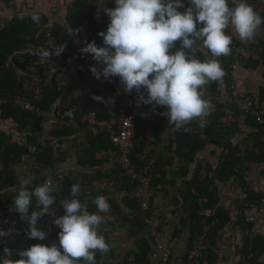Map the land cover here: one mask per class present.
<instances>
[{
  "label": "trees",
  "instance_id": "1",
  "mask_svg": "<svg viewBox=\"0 0 264 264\" xmlns=\"http://www.w3.org/2000/svg\"><path fill=\"white\" fill-rule=\"evenodd\" d=\"M101 3L102 0H72L67 8L64 26L61 27L53 26L51 18L42 12L15 16L0 35V229L8 233L0 238V255L4 254L5 248H9L12 251L10 258L19 259V251L42 244L48 237L50 238L46 246L50 247L53 243L59 245L58 235L61 230L54 221L64 214L63 204L65 200L73 198L71 188L78 184L81 191L75 198L86 203L87 210L94 213L97 209L92 200L104 196L110 205L109 218L104 217L106 223L114 227L117 224L127 227L129 237L134 240V249L127 251L119 264H153V253L157 246L145 220L149 218L156 221V194L167 192L168 185L174 183L168 181L165 170L173 165L172 161L165 154L156 153L155 150L149 152L146 146L138 143L137 125L131 160L137 171L147 168L152 170L150 210L142 213L139 205L142 189L137 182L124 174L118 162V148L112 142L110 134L82 123V118L89 113H96L101 121H111L131 93L124 91L119 77H112L110 80L101 77L85 93L77 96L65 94L58 80L60 75H66L73 64L78 65L80 73V69L96 62L91 54L85 56L80 49L86 46V42L92 41L97 46H103L102 38L98 34L106 32L105 26L108 27L110 22L103 9L115 8L116 5L113 0H103ZM34 14L41 18L38 25L32 20ZM101 14L104 19L98 20L97 16ZM70 29L73 30L72 35ZM49 35L64 48L56 59L45 58L53 62L56 70L50 79L45 73L49 67L43 66L39 55ZM237 47L242 48V53L235 60L232 54ZM179 49L180 42L177 41L172 51ZM230 49V54L215 57L225 73L222 82L210 81L200 89L205 92L202 98L209 102L205 114L179 129L175 127L168 148L170 153L186 164L181 169V187L177 186L174 199V206L179 208L180 223L173 233L175 239L183 232V228L189 231L187 249L182 258V262L186 263L195 242L202 239L203 257L196 264H225L228 259L219 247V240L222 233L238 230L236 249L240 255L228 264H264V231H259L257 223L248 219L253 215H261L264 185L258 190L246 177L250 167L258 168L261 172V183L264 184V124L258 122L254 112L257 111L264 119V88L261 89L262 94L258 99L250 93L241 94L253 99L254 110L248 113L241 112L239 103L231 96L232 65L237 63L235 77L239 90L240 71L255 70L261 64L264 66V42L245 46L241 41L233 40ZM185 52L188 55L193 51L185 49ZM196 58L202 61L207 59L204 55ZM10 60L16 67L15 70L3 71ZM31 63L39 66L43 78L40 101L29 97L30 93L27 92L28 83L31 81L28 66ZM83 73L84 71L80 76ZM144 95L147 96L146 89ZM97 96L103 97L104 101L95 100L94 97ZM19 97L32 101L36 108L67 122L74 120L76 124L60 129L50 126L47 128L50 139H46V125L50 124L48 119L21 110L17 105ZM145 107L147 111H167L165 107L153 104H145ZM229 112L236 120L225 123L224 119ZM167 119L166 116L153 119L152 143L157 146L165 140L164 133L167 128L163 125ZM8 121L17 125L16 131L20 139L4 129V122ZM199 122L202 127L196 125ZM67 141H82L78 144L79 147H75L79 148L77 167H68L63 173L56 174L57 168H64L68 164L67 153L62 152ZM207 151L208 155H205ZM104 154L108 157L105 158ZM29 161H34L37 165L34 170L36 181L28 185L29 190L46 182L42 177V172L46 170L54 172L53 180L61 184L59 190L52 187L55 203L37 224L38 229L47 234L43 241L29 239L26 234L28 223L20 219L19 213L11 210L14 208L12 198L18 195L21 187L17 167ZM235 181L242 191L243 199L236 211H231L222 204L221 186ZM107 187L108 191L105 190ZM32 210H38L35 197L32 198L30 212ZM99 214L103 216V213ZM97 230L104 238H108L104 224L101 223ZM158 230L162 234V243L171 248V244L164 238L165 232L160 223ZM108 255V261L117 259L110 246L106 253L96 251V264H104ZM169 264H173L172 256Z\"/></svg>",
  "mask_w": 264,
  "mask_h": 264
},
{
  "label": "clouds",
  "instance_id": "2",
  "mask_svg": "<svg viewBox=\"0 0 264 264\" xmlns=\"http://www.w3.org/2000/svg\"><path fill=\"white\" fill-rule=\"evenodd\" d=\"M113 2L115 8L103 9L110 21L106 32L98 34L103 46L92 41L80 49L85 56L91 54L100 65L99 69L91 66L90 71L96 79L119 77L128 93L146 89L147 96L141 95L140 100L165 107L167 111L163 115L177 129L205 114L209 102L202 98L200 89L210 81L222 82L225 75L217 59L189 58L185 49L196 52L194 46L202 42L212 57L226 56L230 54L232 39L225 34V29L231 26L241 41L247 42L264 24V17L248 0H188L190 6L183 12L179 10L185 7L183 0ZM40 19L39 15L32 16L37 25ZM70 32L72 35L73 30ZM177 41L180 49L172 51ZM39 55L42 60L50 57L44 49ZM94 99L104 101L99 96ZM30 183V178L22 181L11 210L28 223L29 239L43 241L47 234L37 224L55 203L53 188L45 182L29 190ZM80 191L78 184L72 186L73 198L65 200L64 214L54 221L61 230L59 245H33L19 251V259H11V249L5 248L0 264H81V261L96 264V251L101 254L109 251V245L97 229L104 220L99 213L109 212L110 205L104 196H98L92 200L97 212L90 213L87 204L75 198ZM33 197L38 210L30 212ZM6 235L0 229V238Z\"/></svg>",
  "mask_w": 264,
  "mask_h": 264
},
{
  "label": "crops",
  "instance_id": "3",
  "mask_svg": "<svg viewBox=\"0 0 264 264\" xmlns=\"http://www.w3.org/2000/svg\"><path fill=\"white\" fill-rule=\"evenodd\" d=\"M72 0H12L5 1L0 0V35L7 29L9 22L15 16H29L34 12H42L49 16L52 20L53 26L61 27L64 26L65 18L67 14V8L71 4ZM112 1V0H111ZM185 5L184 8L179 9L181 12L185 11L188 6V0H183ZM248 3L253 7V9L258 12L261 16L264 15V0H248ZM225 34L231 36L232 41L238 40L241 41L238 34L231 28L225 29ZM260 42H264V24H262L256 31L254 37L250 41H241L245 46H255ZM196 52L189 53V58H196L200 55H204L207 59L215 57L211 56V53L208 49L202 46V42H198L196 46ZM261 51V50H260ZM260 51H258L260 53ZM8 64L5 66L3 71L15 70V66L13 62L10 60L7 62ZM43 66H48L49 69L46 70V76L50 79L56 73L54 70V64L50 60L43 59ZM91 66H96L98 69L100 65L96 62L90 63L86 65V67L80 69V73L84 71L82 76H80L78 65H72V68L67 71L66 75H60L58 80L60 85H62V89L65 94L70 93L71 96L82 95L85 93L89 87L96 84L100 79H96L93 73L90 71ZM51 67V68H50ZM239 78V91L241 94H251L255 96L257 99L260 98L262 91L264 88V66L261 64L259 68L247 71H240L238 73ZM201 96L204 95V91H201ZM264 106V105H263ZM264 108V107H263ZM196 120V118H194ZM155 122L153 119H148L143 117L138 124L137 136L136 140L139 144L146 146L147 151H156V153L165 154L173 163L172 166L166 167L165 170L168 174V181H174L173 184L168 185L167 192H157L155 200H154V210H155V219L158 223H160L163 227V231L165 232L164 238L171 244L172 251V261L173 264H185L186 262H182L183 254L187 249V244L189 241V231L188 229L183 228V232L177 238H173V233L176 227L179 225V208L174 206V199L177 193V186L181 187V169L186 166V164L179 160L176 155L169 152L168 148L170 146L171 138L173 137V132L175 130V125H170L169 118L166 123L163 125L167 130L164 133L165 140L159 146L152 143V123ZM199 127H202V123L199 122ZM4 129L14 136L17 139H20L17 133V125L12 122H4ZM48 127L50 125L47 123L45 129L46 139H50L48 136ZM45 128V127H44ZM47 130V131H46ZM82 141L78 142H65V145L62 147V152H66L68 155V164L64 168H57L56 174L63 173L64 169L68 170V167H77V154L79 152L78 144ZM207 151L205 155H208ZM203 153V154H204ZM202 154V155H203ZM104 157H108L107 154H104ZM212 160V157L211 159ZM37 165L34 161H29L17 167V175L19 183H22L24 179H31V183L33 184L36 181L35 172ZM251 170L247 172L246 177L247 181L256 189L261 190L263 185L261 182V172L258 168L250 167ZM152 172V170H151ZM52 171H44L42 172V177L46 180V182L50 183V185L55 189H60V182L53 180ZM257 181H260L257 183ZM29 184V185H30ZM108 187L105 188L108 191ZM141 194V191H140ZM141 195H139L140 197ZM14 201V198H12ZM243 199L242 191L238 187L237 181L231 184H225L221 186V201L222 204L231 211H236L239 207L241 200ZM175 211V212H174ZM109 213H103L104 217L109 218ZM249 220L257 223L259 231H264V217L261 215L248 217ZM102 224L105 225L108 232V238H105L107 244L114 249L116 260H110V256H106L104 264H119L125 253L127 251L133 250L134 240L131 239L128 235L127 227L121 226L117 224L115 227L106 223L104 218ZM99 235H102L98 231ZM50 237H48L41 245H46ZM239 236L238 230H229L222 233V236L219 240V247L222 253L227 257L228 264L231 260L234 261L237 259L239 254L238 249H236V244L238 243ZM169 247V246H168ZM153 253V264H160L161 261V253L158 252L155 247ZM182 262V263H181Z\"/></svg>",
  "mask_w": 264,
  "mask_h": 264
},
{
  "label": "built area",
  "instance_id": "4",
  "mask_svg": "<svg viewBox=\"0 0 264 264\" xmlns=\"http://www.w3.org/2000/svg\"><path fill=\"white\" fill-rule=\"evenodd\" d=\"M98 20H103L104 15H98ZM107 28V26H105ZM44 50L49 51L50 57L56 59L63 51L62 45L57 43L52 36H47V40L44 44ZM242 53V48H235L232 56L235 60H238ZM30 71L31 81L28 83L27 92L29 97H32L35 101H40L43 94V78L41 71L36 63H31L28 66ZM237 70V63L232 65V99L239 103L240 111L248 113L253 111V99L249 96L241 95L236 85L235 71ZM141 95H144V89L139 92L133 90L131 95L127 97L122 103L118 114L111 121H101L96 113H89L82 118V123H87L91 127L98 128L101 132L105 131L110 134V138L114 145L118 148L119 158L118 162L122 167L124 174L131 178L133 182H137L142 189V194L139 198L140 210L142 213H146L150 210L151 205V182L152 174L149 168L143 171H137L131 160L132 148L134 145V136L136 133L138 121L143 117L149 119H161L165 117L163 113L158 111H147L145 104L140 100ZM219 100H221L219 98ZM222 103H225L221 100ZM17 105L25 112L35 114L38 117H45L49 121L50 126H57L59 129L63 126L75 125L74 120L69 122L49 114L47 111L36 108L32 101L24 99L22 97L17 98ZM259 123L264 124V119L259 115L257 111H254ZM235 117L232 113H228L224 119L225 123L235 122ZM261 215L264 216V206L261 209ZM146 224L149 226V233L153 237L157 246L158 252L161 253V264H169L172 256L171 249L162 243V234L158 230L159 223L155 220L146 218ZM202 239L195 242L193 249L189 253L188 261L185 264H196L197 260L203 257L201 246Z\"/></svg>",
  "mask_w": 264,
  "mask_h": 264
}]
</instances>
